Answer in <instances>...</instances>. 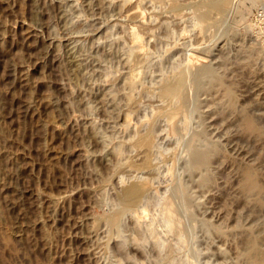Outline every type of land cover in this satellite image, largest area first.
<instances>
[{"label":"rangeland","instance_id":"374dc122","mask_svg":"<svg viewBox=\"0 0 264 264\" xmlns=\"http://www.w3.org/2000/svg\"><path fill=\"white\" fill-rule=\"evenodd\" d=\"M197 1L0 0V264H252L264 193L238 176L250 163L264 185V131L240 109L264 128V0L219 16ZM182 72L190 100L172 119L161 85ZM215 72L235 107L205 89ZM195 135L237 158L215 156L221 187L198 185Z\"/></svg>","mask_w":264,"mask_h":264},{"label":"bare ground","instance_id":"6f19581e","mask_svg":"<svg viewBox=\"0 0 264 264\" xmlns=\"http://www.w3.org/2000/svg\"><path fill=\"white\" fill-rule=\"evenodd\" d=\"M171 1H172L171 3L172 4L174 3L175 5L177 4L175 2H178L179 3L178 0L175 1V2H173V0H171ZM183 1H185V0H181V2H183ZM197 2H196V4H197ZM199 2H201V0ZM204 2H205V4H207V8H209V9L210 8L216 9V12L214 11V13L224 12V11H226L228 9H231V7L233 6V0H204ZM180 3H179V6H180ZM172 4H170V8H172ZM183 4L181 3V6ZM202 4H204V3H202ZM202 4L200 6V7H202L201 8V11L205 7V4L204 5H202ZM177 6H174L173 5V7H177ZM181 6L179 8H181ZM174 12H177V9H176V11L174 9ZM210 13H212V12L210 11ZM218 13H217V15H218ZM202 15H205V14H202ZM217 15H215V17ZM219 15H220V13H219ZM133 16H135L136 18L138 17V16H136V14L133 15ZM211 16L212 15L210 14V17ZM200 17H201V15H200ZM213 17H211V18H213ZM216 18L215 19H209V17H208L207 18V22L209 21V24L211 25V24H213L212 21H215ZM203 20L206 21V19H203ZM136 21H137V19H136ZM139 22L141 23L142 20L139 21ZM139 22H138V24H140ZM141 24L143 25V23H141ZM202 26H204L203 23H202ZM202 28H201V30H202ZM133 33L135 35L137 34V28L136 29L134 28ZM131 36L133 37V34ZM139 37H141V36H139ZM135 40L136 39L134 38L133 41H135ZM206 66H208V64H205L203 66H200L198 69H201L202 67H206ZM208 69H210V68H208ZM175 73H174V75H175ZM131 75L134 78L132 79V77H130L132 80L129 78L131 80L129 83H130V85H135V83H136V81L134 83V79H136L135 74L133 75V73H132ZM175 76H177V75H175ZM185 76H186L185 73L182 72V75H180V78L178 77L179 78V81L169 80L170 77H168V79L165 78L164 79L165 80L164 83L161 85L162 87H161V90L160 91H162L163 96L165 95V96L169 97L171 99V101H172L171 105L168 108H165V110H162V111L163 112L164 111L167 112L172 119H177L179 117V115L182 112V110L184 109L185 105L188 104L189 103V100H190L189 99L190 97H188V94L189 93H188V91H186L187 90L186 88H187V85H188V79ZM172 77H174V76H171V78ZM172 79H174V78H172ZM225 80L226 79L224 77V74L219 73V72H215V73H213L211 75L209 81L206 83L205 89L206 90L216 89L217 90V93H218V90H220L221 92L223 91L222 92V95L227 98L226 100L228 101V105L229 106H232V107H235L237 101H235V93H234V90H233L234 87H231L230 85H226L225 84ZM130 95L131 94H129V96ZM240 110H241V113L243 111L244 118H246V120H245L246 121V124H245L246 125V132L247 133H250V134H255L256 136L257 135H261V133L264 131L263 130L264 128H262L263 126H261L260 123H258L257 120H255L256 118H254L252 116L250 117V115H248L249 112H246L245 109H240ZM176 125H177V123H176ZM173 128H174V126H173ZM151 130L152 129H150V131H148L145 135H143L142 138L139 141V144L145 145L148 149L151 148L152 145H153V137H152V131ZM174 130H176V129H174ZM257 137H261V136H257ZM194 140H195V142L193 143V145L191 147L192 153H194V155H196V159H195V162H194V167L197 168V169H201L202 170L201 171V174H200V176L198 178V185L200 187H202V188L209 187V186H211L213 184H215V185L217 184L218 185L217 187H221L222 185L220 186V184H218L219 183L218 182L219 180H217L220 177L219 174H218L219 177H217V179H216V175H215L216 173L214 174L213 171H212L213 170L212 169L213 168L212 163L214 161L215 156H217V158L224 159L225 161H226V159L227 160L230 159L231 161H234V162L237 161V158L235 156L231 155L230 153H228L225 150V148L222 147L221 145H219L218 143H214L213 142V143L207 144L205 147H201L197 143V140H199V136L198 135H195L194 136ZM221 159L220 160L217 159V160H219V162H220ZM146 160L147 159H145V161ZM217 160H216V162H217ZM144 164L145 165H149V161L148 162H145ZM219 166H220V163H219ZM217 168H220V167L217 166ZM239 168H240V173H239V176H238V183H239V185L241 187H243L245 190L247 189L248 191L249 190H254V189H256L258 191H261V194L263 195V193H264V185H263V182H261V180H260L259 171L255 168V166H253L250 163H247V164L244 163V164H241ZM215 172H216V170H215ZM219 173H220V171H219ZM220 179H221V177H220ZM146 188H147V182L146 181L133 182L132 184L126 186L122 190L120 197L123 199V201L126 204H130V203L136 202V201L140 200L143 197ZM262 191H263V193H262ZM262 200H264V199H262ZM174 207H175L174 206V201L171 198H169V197L166 198L165 199V209H166V211L168 212V214L170 216V222H172L173 219H174ZM122 211L119 210V211L113 213L109 217V220L112 221V222H114V223L115 222H118ZM139 222H138V224H139ZM220 231L221 232H219V234L225 233V232H222V230H220ZM222 234H221V236H222ZM254 237H256V236H254ZM254 237H252V240H253ZM248 245H250V244H248ZM221 249L224 252V249L223 248H221ZM220 253H222V251ZM247 254H248V256L246 255L247 256V259H248V257L251 258L252 259V264H264V246H262L260 244L258 238L253 242V244H252L250 250L247 252ZM251 259L249 261H251Z\"/></svg>","mask_w":264,"mask_h":264},{"label":"water","instance_id":"95a60500","mask_svg":"<svg viewBox=\"0 0 264 264\" xmlns=\"http://www.w3.org/2000/svg\"><path fill=\"white\" fill-rule=\"evenodd\" d=\"M204 59V58H203Z\"/></svg>","mask_w":264,"mask_h":264}]
</instances>
